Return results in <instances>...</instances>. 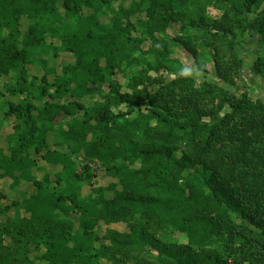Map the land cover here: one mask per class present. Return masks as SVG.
<instances>
[{"label": "trees", "instance_id": "trees-1", "mask_svg": "<svg viewBox=\"0 0 264 264\" xmlns=\"http://www.w3.org/2000/svg\"><path fill=\"white\" fill-rule=\"evenodd\" d=\"M59 12L74 63L58 74L41 59L31 76L29 48L58 32L41 19ZM174 25L172 42L199 72L206 50L217 83L171 60ZM0 27V75H16L5 87L17 98L3 122L18 121L0 179L29 184L0 209L14 212L0 264H264V104L223 86L242 71L238 42L264 43V0H0ZM252 71L264 74V54Z\"/></svg>", "mask_w": 264, "mask_h": 264}, {"label": "rangeland", "instance_id": "rangeland-1", "mask_svg": "<svg viewBox=\"0 0 264 264\" xmlns=\"http://www.w3.org/2000/svg\"><path fill=\"white\" fill-rule=\"evenodd\" d=\"M209 14L212 17H218L219 14L217 11L213 9H209ZM58 19L59 22H56L54 19V16H47L41 19V25L45 27H50L53 29L58 30V32H55V36H52V34L48 33L46 36L45 43L42 45L43 47L38 48H29V54L30 56V67L28 66L30 75H38L40 76L43 73V67L39 66V60L43 59L46 61V69L54 68L56 70V73H61V67L65 66L66 64H73L74 59L72 56L63 50V44L60 36V32H65L64 24L66 23L64 21V18H62V13H58ZM107 19H103V21H106ZM67 21V20H66ZM69 25H72L74 22L67 21ZM25 27V24H23V28ZM179 27L178 26H172L168 31V40L170 41V58L174 61L176 66L183 67V72L185 75H188L189 77L193 78L196 83H201L203 81H209V82H218L217 77L214 73V68L211 63L210 57L206 50L204 56L202 57L203 62L205 63L207 72H199L197 69H195L193 65V59L192 57L179 45L174 42H172V39L175 36V33ZM24 30V33L26 32V29ZM9 30L4 29L3 27H0V39H3L8 34ZM66 33V32H65ZM59 34V35H58ZM21 39V35L20 38ZM20 41V40H19ZM238 55L240 59L242 60V71L238 73V75L234 78V87H228L226 84L223 85L226 89L230 90L235 95H241L246 94L249 98H251L254 101H260L264 104V74L257 75L252 71V64L254 63L255 59L259 56H262L264 54V43H260L258 41H252L251 43H247L246 40L244 42H238ZM144 48H146V44H144ZM131 73H134V70L132 69ZM161 73L164 76H170V78L173 77L172 73H168L165 71H161ZM168 74V75H167ZM16 75L13 73L9 76H3L0 75V148H5V137L7 135L13 133V128L17 126L18 121L15 118L10 119V122H3V112L6 109L5 102L8 101L9 95L6 93V87L7 85L13 86L14 80ZM120 83V86H124L125 82L122 78L117 79ZM12 102H17L16 97L10 98ZM85 102L86 99H83ZM45 169H48L47 166H45ZM34 174L39 175V172H35ZM109 181L108 178L104 176L103 173L98 174V178L96 179V185L105 186L107 182ZM23 190L28 191L29 190V184L23 183ZM21 189V188H20ZM10 190L8 187V182L0 179V192L3 194L5 193L7 195V199H0V209H4L9 203V199H13L14 197L20 199L22 196L19 195V193H22L23 190L21 189ZM5 214L10 215L11 217H14V212L12 209H10L7 212L0 214V223L3 224L4 216ZM112 229H116L118 231H125V226L123 224H116L110 226ZM101 231L103 232L105 227H101ZM160 236L161 240L165 243H173V244H185L186 238L180 234L172 233V232H163L158 234ZM123 258V257H122ZM124 259L126 260H133V261H139L143 259H152L150 256H141L137 253H128L124 256ZM132 261V262H133Z\"/></svg>", "mask_w": 264, "mask_h": 264}]
</instances>
